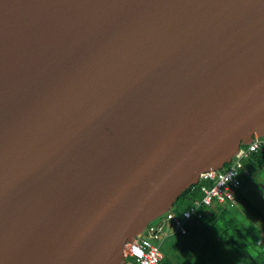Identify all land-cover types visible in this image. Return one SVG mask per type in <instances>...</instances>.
<instances>
[{
  "label": "water",
  "instance_id": "95a60500",
  "mask_svg": "<svg viewBox=\"0 0 264 264\" xmlns=\"http://www.w3.org/2000/svg\"><path fill=\"white\" fill-rule=\"evenodd\" d=\"M264 136V0H0V264H122Z\"/></svg>",
  "mask_w": 264,
  "mask_h": 264
},
{
  "label": "built area",
  "instance_id": "2783aa9c",
  "mask_svg": "<svg viewBox=\"0 0 264 264\" xmlns=\"http://www.w3.org/2000/svg\"><path fill=\"white\" fill-rule=\"evenodd\" d=\"M245 145L247 146H241L227 168L211 169L201 174L199 183H202L204 196L196 201L194 206L183 210L180 214L174 208L168 210L151 222L135 240L127 243L122 264H161L164 258L162 243L172 234L169 228L173 224L175 232L185 234L188 232L186 223L189 220L203 218L204 212L201 206L210 208L215 201L235 205L238 190L242 185L240 174L245 172L243 162L253 153L264 149V136H255L249 144ZM245 173L248 174V172ZM166 221L169 223V228L165 225Z\"/></svg>",
  "mask_w": 264,
  "mask_h": 264
},
{
  "label": "rangeland",
  "instance_id": "374dc122",
  "mask_svg": "<svg viewBox=\"0 0 264 264\" xmlns=\"http://www.w3.org/2000/svg\"><path fill=\"white\" fill-rule=\"evenodd\" d=\"M243 163L245 172H248L249 176L242 177V195L237 201L236 208L232 209L229 213L234 216V214L242 212L243 209L240 205L242 204L250 219L264 222V170H260L257 163L251 158H246ZM184 203V200L180 201L174 208L178 210ZM230 220V217H222L217 220L219 224L214 223L209 229L210 218L207 221L193 218L186 223L189 228L188 235L184 237L172 235L162 243L163 249L172 254L175 250L176 240L184 238L189 241L188 244L192 245V248L196 246V256L193 258L192 264H245L236 254L232 256L227 247L222 245L221 241H218L220 238L215 237L214 230H217L219 227L223 228V225ZM165 225L169 228L167 221ZM255 234L258 237L261 235L263 237L262 240H264V231H259ZM144 235L147 234L144 233ZM177 253L181 256L179 259L174 258L173 262L175 264L181 263L186 255V253L181 251L180 244L177 247Z\"/></svg>",
  "mask_w": 264,
  "mask_h": 264
},
{
  "label": "trees",
  "instance_id": "16d2710c",
  "mask_svg": "<svg viewBox=\"0 0 264 264\" xmlns=\"http://www.w3.org/2000/svg\"><path fill=\"white\" fill-rule=\"evenodd\" d=\"M243 147H246L247 145H242ZM255 163H257V165L259 166L260 170H264V149L263 150H259L255 153H253V155L250 157ZM230 165V163H227L225 165V168H227ZM245 170V169H243ZM248 177L249 173H245L244 174H240L241 180L242 177ZM242 185H243V180H242ZM242 188V187H241ZM241 188L238 190V194H237V199L236 201L239 200V198L242 195V191ZM204 196V192L202 191V183H198L196 185L191 186L190 188H188L186 191H184L180 197L178 198L177 202L174 204V206L176 204H178L180 201H185V203L178 209L176 210L174 207V210L178 212V214H180L183 210H186L192 206L195 205L196 201L201 200ZM237 204V202H236ZM230 205V204H223L221 202L215 201L213 203V206L208 208L206 206H201V210L204 212V216L202 219L199 220H205L207 221L208 218H210L209 221V229L211 228V226L216 223L219 224V222L217 221L218 219L222 218V217H233V214H230L229 212L232 209H235V207L237 205ZM208 210H212L211 214H209ZM235 215V214H234ZM228 221V220H226ZM171 226V225H170ZM189 229V228H188ZM221 231V234L223 235V228L219 227L218 228ZM172 234L169 236L171 237L172 235H178V236H185L188 235L189 232L187 233H181V232H175V227L174 224L171 226V229H169ZM214 234H216L215 237H219L221 241V244L224 245L225 247H227V249L230 251L231 255L234 256L236 254V256H238L240 258V260H242L243 263L245 264H264V259L261 260H256L253 259L252 257H250L246 250L244 249V247H246V245H243L244 241L242 240L243 238H245V233L240 232L239 235L241 237V241L240 243L236 240V239H232L229 241H225L221 238L218 230H214ZM250 235H253L254 238L258 239L261 243V245H264V240L263 237L261 235H259V237L252 231L250 230L249 233ZM167 237V239L169 238ZM237 239H240L239 237H237ZM188 240L184 239V238H180L179 240H176L175 244V250L172 254L168 253V251L163 249L162 246V251L164 253V258L161 261V264H175L173 262L174 258H178L181 256L180 254L177 253V247L181 246V251L183 253H186L184 260L181 263L178 264H192V260L193 258L196 256V246H194L192 248V245L188 244ZM163 245V244H162Z\"/></svg>",
  "mask_w": 264,
  "mask_h": 264
},
{
  "label": "clouds",
  "instance_id": "9594fccd",
  "mask_svg": "<svg viewBox=\"0 0 264 264\" xmlns=\"http://www.w3.org/2000/svg\"><path fill=\"white\" fill-rule=\"evenodd\" d=\"M240 205L243 211L238 212L231 218L229 222H226L223 225V235L221 234V231L217 227L216 228L221 238L225 241L236 239L240 243L241 237L239 233H245V238L242 240L244 241L243 245H246L244 249L246 250L247 254L256 260L264 259V245H261L260 241L254 238L253 235L248 234L250 230L254 231V233L264 231V222L253 221L250 219L244 206L242 204ZM237 237L240 239H237Z\"/></svg>",
  "mask_w": 264,
  "mask_h": 264
},
{
  "label": "crops",
  "instance_id": "0c3cea01",
  "mask_svg": "<svg viewBox=\"0 0 264 264\" xmlns=\"http://www.w3.org/2000/svg\"><path fill=\"white\" fill-rule=\"evenodd\" d=\"M235 208H236V207H235ZM211 211H212V210H208L209 214H211ZM188 232H189V229H188Z\"/></svg>",
  "mask_w": 264,
  "mask_h": 264
}]
</instances>
